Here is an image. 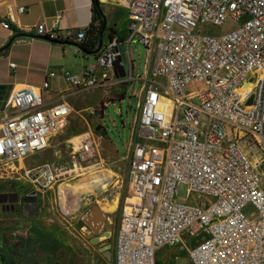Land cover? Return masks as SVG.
Wrapping results in <instances>:
<instances>
[{"label": "built area", "instance_id": "1", "mask_svg": "<svg viewBox=\"0 0 264 264\" xmlns=\"http://www.w3.org/2000/svg\"><path fill=\"white\" fill-rule=\"evenodd\" d=\"M120 1L127 9V33L98 46L97 67L107 71L128 63L132 80L136 40L153 64L140 77L138 139L128 161L132 194L123 205L112 264H159L161 249L196 235L200 239L189 250L192 264H264V176L253 147L242 137L253 138L264 155V0ZM14 20L11 14L0 22L11 30ZM228 21L236 25L226 32H196L200 25ZM57 24L32 29L39 37L60 40ZM76 37L83 41L85 29ZM62 77L71 88L91 91L104 85L95 67L79 75L65 70ZM193 82L200 85L187 91ZM49 88L47 80L43 88L14 89L0 121L2 172L17 174L32 193L53 188L60 172L51 162L23 167L21 162L46 151L72 113L65 92L44 99ZM78 146L75 155L81 161L97 157L93 135ZM181 184L188 194L200 195L198 204L177 199ZM249 205L255 209L251 214L244 211Z\"/></svg>", "mask_w": 264, "mask_h": 264}, {"label": "rangeland", "instance_id": "2", "mask_svg": "<svg viewBox=\"0 0 264 264\" xmlns=\"http://www.w3.org/2000/svg\"><path fill=\"white\" fill-rule=\"evenodd\" d=\"M235 25L234 21H228L223 26L200 25L196 32L201 30L219 34ZM131 56L135 60L132 74L135 81L117 80L91 91L74 88L73 94L66 98L72 106V113L63 127L50 138L46 151L37 152L27 159L26 163L30 166L42 162L55 164L60 176L53 188L36 191L35 202L29 203L30 208H27L23 199L31 195L33 187L17 174L0 179V264H112L123 205L126 197L132 194L128 161L118 154L114 144L123 155L128 153L141 101L140 77L145 75L146 67L153 64L152 56H147L145 47L137 40L132 42ZM83 62L84 65H97L94 56ZM123 65L129 73V64ZM63 66L65 70L78 75L83 68L81 61L75 57L72 63ZM57 75L48 91H43L44 99L49 94L66 93L70 87L59 73ZM199 85L193 82L186 86V90L191 91ZM105 103L103 118L99 113H90L94 108L100 111L101 105ZM87 135H93L96 139L97 157L91 161H81L75 152L79 141ZM242 135L253 147L254 161L256 155L263 157L261 150L255 146L256 141L247 134ZM79 163L81 167L90 169L77 172L74 166H79ZM258 164L264 176V161ZM94 171L108 173L109 177H102L98 187L95 184L88 187V182H80L89 172ZM66 183H72L74 187L78 185L84 190L92 188L94 193L87 199L77 190L66 193L61 189ZM9 192L19 196L16 210L13 211H6L9 202L3 195ZM203 198L208 200L207 197ZM177 199L198 204L200 195L188 194V186L181 184L177 190ZM112 201H116L117 208L113 213L106 212L103 208L105 203ZM254 210L250 205L244 209L249 214ZM92 212H102L99 216H102L103 227L99 230L94 229L101 227L100 222L91 224L94 229L87 223V220L94 218ZM108 220L112 221L111 228L107 226ZM106 232H110V235L101 240ZM183 238L182 244L165 247L158 252L159 264H192L189 250L197 244L200 235Z\"/></svg>", "mask_w": 264, "mask_h": 264}, {"label": "crops", "instance_id": "3", "mask_svg": "<svg viewBox=\"0 0 264 264\" xmlns=\"http://www.w3.org/2000/svg\"><path fill=\"white\" fill-rule=\"evenodd\" d=\"M100 2L106 17L103 41L105 42L111 35H126L128 24L126 7L120 0H100ZM19 7H26V11L19 13ZM11 14L15 19L12 21L11 30L4 28L0 22V121L4 117L5 100L14 89L24 85L43 88L47 80L51 85L58 73L62 77V73L65 71L63 65L72 63L74 57L76 60L79 59L83 65L81 73L87 67H95L96 75L100 80H104V84H110L117 80L135 81V79H129V73L120 64H116L113 69L107 71L101 70L97 65H84L83 60L89 59L90 56L96 58V52L81 50L79 46L81 41L77 39L76 33L81 28H87L92 21V0H0V19L8 18ZM58 15H60L59 18ZM56 20H58L56 29L62 35L61 40L65 42H52L38 37L35 30L32 29L37 24H45L47 29H52L55 27ZM67 40L72 43H67ZM51 71L56 72V77H48ZM142 79H140L142 81L141 90ZM73 91L74 88L69 87L66 94L70 96ZM137 139L136 120L128 153L123 155L113 144L118 154L129 161L130 147ZM26 162L27 160L25 163L22 162L21 166L23 164L30 166ZM10 167L17 168L14 165H10ZM2 170L0 164V179L9 178L6 176H10V173L2 172ZM89 185L90 183H88V187H90ZM88 187L86 189H89ZM90 194L86 193L85 198L87 199ZM110 205L117 208L116 201L106 202L103 207L106 212H109L107 208ZM93 214L94 218L87 220V223L91 229H94L91 224L100 222L101 227L94 229L99 230L103 227L102 216H99L102 212H92ZM30 226L33 227L32 224ZM107 226L111 228V220L107 221ZM30 228L28 230L31 231ZM109 235L110 232H106L100 239L107 238Z\"/></svg>", "mask_w": 264, "mask_h": 264}, {"label": "trees", "instance_id": "4", "mask_svg": "<svg viewBox=\"0 0 264 264\" xmlns=\"http://www.w3.org/2000/svg\"><path fill=\"white\" fill-rule=\"evenodd\" d=\"M92 13H93L92 21L90 25L87 28H85L86 38L83 41H81V43L79 44L80 49L83 50L84 52L96 51L100 44L101 39L103 38L104 31L106 30V26H105L106 17L101 8L100 0H92ZM49 41L58 42V43L65 42L61 39L60 40H49ZM66 42L72 43L69 40H67ZM105 108H106L105 104L101 105V111L98 112L101 115V117L104 116ZM33 231L36 232L35 229H33Z\"/></svg>", "mask_w": 264, "mask_h": 264}, {"label": "bare ground", "instance_id": "5", "mask_svg": "<svg viewBox=\"0 0 264 264\" xmlns=\"http://www.w3.org/2000/svg\"><path fill=\"white\" fill-rule=\"evenodd\" d=\"M250 87L251 86H249V84L247 85V89H250ZM255 157V160H256V162L257 163H261V162H263L264 161V158L263 157H261L260 155H256V156H254ZM23 163H25L24 161H22ZM21 162V163H22ZM10 165H12V164H9V166ZM25 164H23L22 165V167L24 166ZM17 167V166H16ZM18 168V167H17ZM86 169H90V168H78V169H76V171L77 172H85V170ZM97 171V170H96ZM88 173V172H87ZM86 175V174H85ZM103 175V176H102ZM108 177V173H104V172H100V173H98V172H89L88 174H87V176L82 180V181H80V182H88V183H90V186L92 185V184H95L96 185V187H98L99 185H100V183H101V181H102V177ZM75 181V180H74ZM73 184L72 183H66L65 185H63L62 187H61V189L62 190H65L66 191V193L67 192H75L76 190H77V192H82V196L85 198V194L86 193H91V194H93L94 192H93V190H92V188H89L88 190H83V189H80L79 187H78V185H76L75 187L74 186H72ZM94 187V186H93ZM97 190V189H96ZM79 192V193H80ZM76 194V193H75ZM74 195V194H73ZM74 197V196H73ZM73 197H70V198H73ZM74 199V198H73ZM78 199V198H77ZM86 199V198H85ZM80 200V199H79ZM73 202V201H72ZM75 202H76V200H75ZM73 205V204H72ZM80 206V205H79ZM72 208V207H71ZM116 209V207L113 205V206H108V208H107V210L109 211V212H113L114 210Z\"/></svg>", "mask_w": 264, "mask_h": 264}, {"label": "water", "instance_id": "6", "mask_svg": "<svg viewBox=\"0 0 264 264\" xmlns=\"http://www.w3.org/2000/svg\"><path fill=\"white\" fill-rule=\"evenodd\" d=\"M105 26H106V24H105ZM105 26H104V28H105ZM38 37H39V36H38ZM41 38H43V37H41ZM102 43H103V38H102L101 41H100L99 47L102 45ZM97 50H98V49H97ZM97 50L94 51V52H97ZM252 100H253V97H251V98L248 100L247 104H248V105L251 104V103H252ZM97 129H99V127H98ZM1 195H2V194H0V197H1ZM3 196H4L5 198L7 197L8 202H9V204H11V208H12V210H13L15 204H16V203L18 202V200H19V196H18V194H17V193H4ZM35 197H36V196H35V193H31V195H27L23 200H24L25 203H31V202L33 203V202H35ZM11 208H10V206L8 205L6 211H10Z\"/></svg>", "mask_w": 264, "mask_h": 264}, {"label": "flooded vegetation", "instance_id": "7", "mask_svg": "<svg viewBox=\"0 0 264 264\" xmlns=\"http://www.w3.org/2000/svg\"><path fill=\"white\" fill-rule=\"evenodd\" d=\"M9 193H11V192H9ZM26 204V203H25ZM29 203H27V208H30V205H28ZM8 205L10 206V208H11V204H7V207H8ZM16 205H17V203L15 204V206H14V209L13 210H16ZM6 207V206H5ZM7 207H6V209H7ZM3 208V207H2ZM12 210V208H11V211H13Z\"/></svg>", "mask_w": 264, "mask_h": 264}]
</instances>
